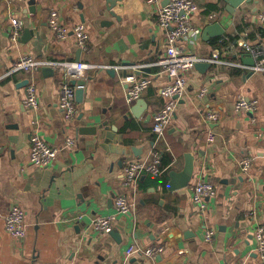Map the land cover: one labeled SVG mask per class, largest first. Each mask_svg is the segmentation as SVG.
Wrapping results in <instances>:
<instances>
[{
  "label": "crops",
  "instance_id": "1",
  "mask_svg": "<svg viewBox=\"0 0 264 264\" xmlns=\"http://www.w3.org/2000/svg\"><path fill=\"white\" fill-rule=\"evenodd\" d=\"M193 1L194 31L180 46L206 60L218 52L223 64L187 73L186 93L165 138L158 139L152 125L165 103L158 90L169 78L157 65L165 33L155 6L146 0H0V264H264L253 238L254 229L264 226V73L251 70L264 53L257 20L264 0H244L233 13L226 0ZM52 9L69 30L63 40L49 28ZM12 19L20 22L16 42ZM75 24H83L88 34L85 49L75 41ZM215 24L222 32L206 31ZM22 56L143 65L138 75L151 84L127 104V86L120 82L125 70L88 69L83 97L75 100V116L67 122L58 106L65 76L48 66L9 74ZM30 84L37 92L36 109L25 105ZM240 96L257 101L254 113L235 112ZM209 112L217 113L216 122H206ZM33 133L59 150L51 166L29 162ZM153 150L161 152L162 175L140 176L135 193L125 188V166L149 160ZM186 155L193 158L192 178L187 187L171 190L169 173L183 169ZM243 158L251 160L245 172L239 167ZM199 180L216 192L205 210L191 196ZM118 196L133 203L130 214H116ZM14 206L24 212L25 236L19 239L4 225ZM114 214L108 232L89 228L95 218ZM207 231L213 232L210 241ZM153 246L163 249L155 258L127 255L130 247Z\"/></svg>",
  "mask_w": 264,
  "mask_h": 264
},
{
  "label": "built area",
  "instance_id": "2",
  "mask_svg": "<svg viewBox=\"0 0 264 264\" xmlns=\"http://www.w3.org/2000/svg\"><path fill=\"white\" fill-rule=\"evenodd\" d=\"M160 0H146L148 6H155L158 16V24L165 33V50L164 54L157 61L162 70L167 74L169 83L158 90L161 97L165 99V103L160 110L154 115L152 132L158 139H164L168 126L172 122L175 109L187 89V73L192 70L197 63H208L220 65L223 64L220 54L215 53L211 59L206 60L199 58L184 50L180 43L189 34L193 33L192 17L198 8L193 0H169L166 4L160 5ZM210 16L209 18H212ZM259 27L264 30V10L257 16ZM48 25L50 30L63 40L67 37L69 30L60 23L59 15L55 9L49 12ZM11 40L17 41L20 31V22L11 20ZM72 33L75 37L77 45L81 49H85L88 41V34L83 24H75L72 27ZM247 50L249 47L244 45ZM52 67L65 76L58 88L59 101L58 106L62 112L63 119L70 122L76 113L75 108V91L83 89L84 85H72L67 78L74 79L75 82H83L85 72L88 69H112L115 71L125 70L126 75L120 78V82L125 84L124 97L127 104L137 101L142 92L146 90L150 84L149 77H139V73L143 69V65L136 66H97L80 62H45L37 61L30 56H22L17 59L9 71V74L17 72H31L41 67ZM253 72L264 73V53L261 55L257 63L251 68ZM204 92L201 91V93ZM25 105L28 108L36 109L38 106V97L36 88L30 84L26 88ZM235 112L254 113L257 109V101L240 96L235 102ZM206 122L214 123L218 120L216 112H209L205 117ZM213 134H208V140L212 141ZM66 146L72 148L74 140L68 138ZM59 150L46 143L40 136L33 133L30 136L29 162L39 167H49L53 164L58 156ZM161 164V152L153 150L149 160H136L127 164L124 168L122 185L125 188L136 192V183L140 176L150 174L160 176L163 173ZM239 167L242 171H248L251 168V160L243 158L239 161ZM216 192L214 186L206 181L199 180L191 186V196L199 209H206V202L214 198ZM116 214L128 215L133 209V203L126 196H118L115 199ZM116 214L107 217L95 218L89 228L94 232H108L116 219ZM24 212L17 206H14L6 214L4 218L5 230L13 238H23L25 236ZM213 236L212 231L205 233V240L210 241ZM255 241V252L262 263H264V226H257L253 231ZM161 246H153L147 248L130 247L127 255L139 253L149 258H155L162 251ZM224 264H243L240 261L233 263L226 262Z\"/></svg>",
  "mask_w": 264,
  "mask_h": 264
},
{
  "label": "water",
  "instance_id": "3",
  "mask_svg": "<svg viewBox=\"0 0 264 264\" xmlns=\"http://www.w3.org/2000/svg\"><path fill=\"white\" fill-rule=\"evenodd\" d=\"M243 1L244 0H226V2L228 3V6H229L228 12L233 13L234 10ZM211 29H216L217 34H219L218 31L222 32V29L220 28V26L218 24L207 27L206 31H208L210 33ZM77 62H79V60H77ZM250 65H253V63ZM211 66H212L211 63H197L194 68L204 69V68H209ZM71 84L72 85H75V84H82L83 85V82L72 81ZM82 97H83V89H77L75 91V100L79 102V101H81ZM193 170H194L193 158L191 155H186L183 169L180 172L172 171L169 173V177H170L169 189L172 190V189L187 187L188 183L190 182V180L192 178Z\"/></svg>",
  "mask_w": 264,
  "mask_h": 264
}]
</instances>
